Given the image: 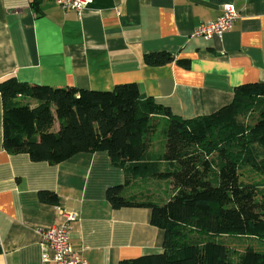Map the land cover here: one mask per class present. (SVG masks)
Masks as SVG:
<instances>
[{
	"label": "crops",
	"instance_id": "0c3cea01",
	"mask_svg": "<svg viewBox=\"0 0 264 264\" xmlns=\"http://www.w3.org/2000/svg\"><path fill=\"white\" fill-rule=\"evenodd\" d=\"M33 1L0 0V82L95 91L137 83L173 114L193 118L231 103L236 86L264 81V0H90L80 15L56 0H39V9ZM227 3L240 14L233 28L222 38L196 35ZM163 51L174 60L145 62ZM124 180L107 151L59 164L7 152L0 94V264H43L37 229L59 223L58 208L76 214L71 248L88 264L162 253L164 231L149 209L107 200V188ZM41 191L58 202L41 201Z\"/></svg>",
	"mask_w": 264,
	"mask_h": 264
},
{
	"label": "trees",
	"instance_id": "16d2710c",
	"mask_svg": "<svg viewBox=\"0 0 264 264\" xmlns=\"http://www.w3.org/2000/svg\"><path fill=\"white\" fill-rule=\"evenodd\" d=\"M32 5L39 9V0ZM144 59L162 65L174 57ZM0 94L7 152L59 164L107 151L124 171L106 198L117 209H149L164 251L120 264H264V81L236 86L231 103L193 118L173 114L137 83L95 91L9 77ZM39 196L58 202L53 191Z\"/></svg>",
	"mask_w": 264,
	"mask_h": 264
},
{
	"label": "built area",
	"instance_id": "2783aa9c",
	"mask_svg": "<svg viewBox=\"0 0 264 264\" xmlns=\"http://www.w3.org/2000/svg\"><path fill=\"white\" fill-rule=\"evenodd\" d=\"M65 10H74L79 15L89 5L90 0H56ZM223 13L216 20L202 23L195 30V34L206 39L212 37L222 38L225 32L231 30L235 21L240 17L236 7L227 3L222 6ZM58 213L63 218L49 228H38L40 235V246L42 250L43 264H88L81 255L75 253L71 248L70 232L73 221L77 216L75 213L58 208Z\"/></svg>",
	"mask_w": 264,
	"mask_h": 264
}]
</instances>
